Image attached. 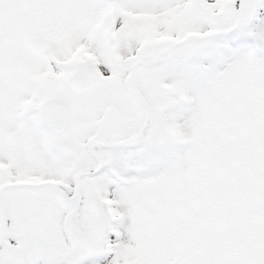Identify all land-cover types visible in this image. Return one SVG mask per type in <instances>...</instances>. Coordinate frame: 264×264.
<instances>
[{"label":"snow or ice","instance_id":"obj_1","mask_svg":"<svg viewBox=\"0 0 264 264\" xmlns=\"http://www.w3.org/2000/svg\"><path fill=\"white\" fill-rule=\"evenodd\" d=\"M0 264H264V0H0Z\"/></svg>","mask_w":264,"mask_h":264}]
</instances>
